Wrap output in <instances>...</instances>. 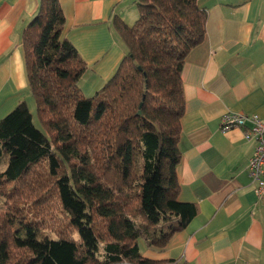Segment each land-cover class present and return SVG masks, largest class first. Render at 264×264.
Segmentation results:
<instances>
[{
    "label": "trees",
    "instance_id": "1",
    "mask_svg": "<svg viewBox=\"0 0 264 264\" xmlns=\"http://www.w3.org/2000/svg\"><path fill=\"white\" fill-rule=\"evenodd\" d=\"M125 51L87 96V65L57 0H38L21 46L30 97L0 119V264H173L162 249L197 213L178 200L181 71L205 35L197 0H136ZM17 224L18 229H13Z\"/></svg>",
    "mask_w": 264,
    "mask_h": 264
},
{
    "label": "crops",
    "instance_id": "2",
    "mask_svg": "<svg viewBox=\"0 0 264 264\" xmlns=\"http://www.w3.org/2000/svg\"><path fill=\"white\" fill-rule=\"evenodd\" d=\"M57 1L62 37L87 65L80 89L89 96L124 55L115 23L136 21V0ZM197 3L207 20L181 71L185 107L176 167L178 200L194 203L197 213L162 249L139 240V250L173 264H264V193L257 195L248 171L255 142L240 127H220L226 112L264 119V0ZM37 6L38 0H0V119L19 102L29 104L21 36Z\"/></svg>",
    "mask_w": 264,
    "mask_h": 264
},
{
    "label": "built area",
    "instance_id": "3",
    "mask_svg": "<svg viewBox=\"0 0 264 264\" xmlns=\"http://www.w3.org/2000/svg\"><path fill=\"white\" fill-rule=\"evenodd\" d=\"M221 130L240 127L247 140L255 142L253 155L248 161V171L258 196L264 193V119L257 115L226 112L220 120Z\"/></svg>",
    "mask_w": 264,
    "mask_h": 264
},
{
    "label": "rangeland",
    "instance_id": "4",
    "mask_svg": "<svg viewBox=\"0 0 264 264\" xmlns=\"http://www.w3.org/2000/svg\"><path fill=\"white\" fill-rule=\"evenodd\" d=\"M90 95H93V93L92 94H90ZM89 95V96H90ZM28 105H29V108H30V111H31V113L33 114V121H34V123H35V125L37 126V127H40V124L38 123V121H37V118H36V114H35V106H34V103H33V101H32V99L29 97V99H28ZM3 210V207H2V201H1V199H0V211H2ZM19 228V226L15 223L14 225H13V229L15 230V229H18Z\"/></svg>",
    "mask_w": 264,
    "mask_h": 264
}]
</instances>
